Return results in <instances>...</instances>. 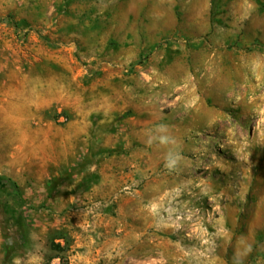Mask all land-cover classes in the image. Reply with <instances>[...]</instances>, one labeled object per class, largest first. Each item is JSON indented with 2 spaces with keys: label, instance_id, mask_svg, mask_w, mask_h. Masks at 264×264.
<instances>
[{
  "label": "rangeland",
  "instance_id": "obj_1",
  "mask_svg": "<svg viewBox=\"0 0 264 264\" xmlns=\"http://www.w3.org/2000/svg\"><path fill=\"white\" fill-rule=\"evenodd\" d=\"M52 243L264 264V0H0V264Z\"/></svg>",
  "mask_w": 264,
  "mask_h": 264
},
{
  "label": "clouds",
  "instance_id": "obj_2",
  "mask_svg": "<svg viewBox=\"0 0 264 264\" xmlns=\"http://www.w3.org/2000/svg\"><path fill=\"white\" fill-rule=\"evenodd\" d=\"M158 131L160 133H164L166 132V127L161 125L160 128L158 129ZM152 140H158L159 144L161 145H168L170 143H175L174 139L169 136V135H165V134H160L158 136H152L150 137V142ZM178 161V156L174 155L173 152L168 151L165 155V166L168 168H172L176 165ZM14 264H21L20 258H17L14 261ZM27 264H35L34 258H29V260L27 261Z\"/></svg>",
  "mask_w": 264,
  "mask_h": 264
},
{
  "label": "trees",
  "instance_id": "obj_3",
  "mask_svg": "<svg viewBox=\"0 0 264 264\" xmlns=\"http://www.w3.org/2000/svg\"><path fill=\"white\" fill-rule=\"evenodd\" d=\"M51 251L54 253L53 258L60 260L59 264H67V263H64V262H67L64 259L65 253L68 251V247L66 244L61 245L60 243H56V244L52 243L51 244Z\"/></svg>",
  "mask_w": 264,
  "mask_h": 264
},
{
  "label": "crops",
  "instance_id": "obj_4",
  "mask_svg": "<svg viewBox=\"0 0 264 264\" xmlns=\"http://www.w3.org/2000/svg\"><path fill=\"white\" fill-rule=\"evenodd\" d=\"M84 260L85 259L82 256H79L78 253H76L70 258V264H81ZM53 262H58L57 264H59V259L53 258L52 264Z\"/></svg>",
  "mask_w": 264,
  "mask_h": 264
},
{
  "label": "built area",
  "instance_id": "obj_5",
  "mask_svg": "<svg viewBox=\"0 0 264 264\" xmlns=\"http://www.w3.org/2000/svg\"><path fill=\"white\" fill-rule=\"evenodd\" d=\"M64 121H66V119ZM59 263H60V260H59Z\"/></svg>",
  "mask_w": 264,
  "mask_h": 264
}]
</instances>
